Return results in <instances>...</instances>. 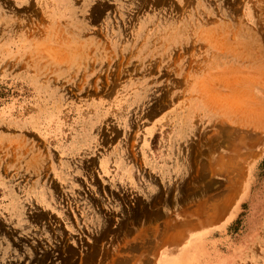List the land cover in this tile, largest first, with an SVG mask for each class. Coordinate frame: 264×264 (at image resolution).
<instances>
[{"label":"rangeland","instance_id":"1","mask_svg":"<svg viewBox=\"0 0 264 264\" xmlns=\"http://www.w3.org/2000/svg\"><path fill=\"white\" fill-rule=\"evenodd\" d=\"M0 264H264V0H0Z\"/></svg>","mask_w":264,"mask_h":264}]
</instances>
